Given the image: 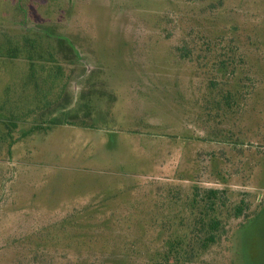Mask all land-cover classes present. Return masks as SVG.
I'll use <instances>...</instances> for the list:
<instances>
[{
  "label": "rangeland",
  "instance_id": "obj_1",
  "mask_svg": "<svg viewBox=\"0 0 264 264\" xmlns=\"http://www.w3.org/2000/svg\"><path fill=\"white\" fill-rule=\"evenodd\" d=\"M0 70V264H154L195 188L264 264V0H0Z\"/></svg>",
  "mask_w": 264,
  "mask_h": 264
},
{
  "label": "trees",
  "instance_id": "obj_2",
  "mask_svg": "<svg viewBox=\"0 0 264 264\" xmlns=\"http://www.w3.org/2000/svg\"><path fill=\"white\" fill-rule=\"evenodd\" d=\"M69 125L77 126L75 123ZM195 190L194 199L189 203L191 221L182 224L185 232L163 240V247L154 255V264L199 263L213 246L220 244L226 237L228 229L219 215L220 208L229 202L226 191L209 188ZM242 209L241 205L235 208L236 217L241 215ZM174 226L173 222L168 221L164 228L168 232Z\"/></svg>",
  "mask_w": 264,
  "mask_h": 264
},
{
  "label": "crops",
  "instance_id": "obj_3",
  "mask_svg": "<svg viewBox=\"0 0 264 264\" xmlns=\"http://www.w3.org/2000/svg\"><path fill=\"white\" fill-rule=\"evenodd\" d=\"M0 75H1V70H0ZM8 86L11 87V89L17 88V81H16L15 73L12 74V82ZM55 109L56 108H54V110H53L55 112H57L59 109H62L63 110V108H59V109L57 108L56 110ZM0 111H1V109H0ZM69 126H73V125H69Z\"/></svg>",
  "mask_w": 264,
  "mask_h": 264
}]
</instances>
